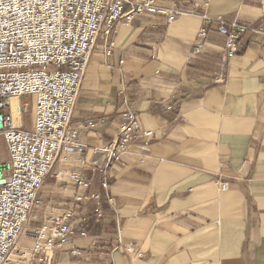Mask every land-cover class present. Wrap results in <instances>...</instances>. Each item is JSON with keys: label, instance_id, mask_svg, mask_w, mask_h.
Returning <instances> with one entry per match:
<instances>
[{"label": "crops", "instance_id": "0c3cea01", "mask_svg": "<svg viewBox=\"0 0 264 264\" xmlns=\"http://www.w3.org/2000/svg\"><path fill=\"white\" fill-rule=\"evenodd\" d=\"M156 2L192 13L170 23L160 14L121 21L111 54L100 36L89 58L72 120L101 121L79 135L88 191L101 194L106 216L95 220L89 201L80 213L98 243L78 239L81 254L66 246L48 264H264V35L245 34L228 55L224 37L202 16L257 27L264 0ZM203 26V48L190 56ZM124 97L153 135L130 143L107 169L113 208L103 173H92L93 162L105 160L91 148L117 137ZM55 180L47 177L45 203L73 206L74 193L54 188ZM119 237L143 257L113 250Z\"/></svg>", "mask_w": 264, "mask_h": 264}, {"label": "built area", "instance_id": "2783aa9c", "mask_svg": "<svg viewBox=\"0 0 264 264\" xmlns=\"http://www.w3.org/2000/svg\"><path fill=\"white\" fill-rule=\"evenodd\" d=\"M190 8L160 6L156 0H0V136L6 157L0 159V264H48L57 250L69 246L73 255L81 254L78 239L98 241L88 232L81 208L93 202L95 220L106 216L102 196L89 192L92 178L84 170L86 145L80 132L96 128L100 122L86 120L73 125L79 89L89 58L100 36L105 55L113 48V34L121 21L148 14L166 17L167 23ZM207 25L224 37L228 55L236 54L247 33L264 35V21L257 27L226 21L221 15L203 14ZM209 33L199 29L201 39L190 56L200 53L202 40ZM33 98V124L25 120ZM117 137L109 145L92 146L103 156L104 164L94 163L92 173H103L101 187L105 201L114 206L108 192L107 169L129 151L140 137L150 139L126 97ZM53 176L54 188L74 193L73 206L45 203V183ZM218 187L225 190V182ZM123 247L133 258L143 254L134 244L118 238L113 250Z\"/></svg>", "mask_w": 264, "mask_h": 264}, {"label": "rangeland", "instance_id": "374dc122", "mask_svg": "<svg viewBox=\"0 0 264 264\" xmlns=\"http://www.w3.org/2000/svg\"><path fill=\"white\" fill-rule=\"evenodd\" d=\"M22 102H25L30 105L26 113L25 120L27 122V127H31L33 124L32 120H33V114H34V107H32L33 98H31L30 96L24 97L22 99ZM5 157H6L5 144H4L3 137L0 136V159H4Z\"/></svg>", "mask_w": 264, "mask_h": 264}]
</instances>
